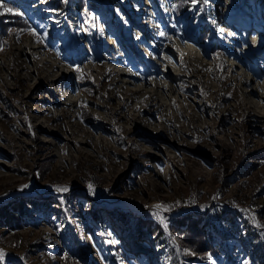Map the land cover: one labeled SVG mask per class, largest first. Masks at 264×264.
<instances>
[{
    "label": "rangeland",
    "instance_id": "rangeland-1",
    "mask_svg": "<svg viewBox=\"0 0 264 264\" xmlns=\"http://www.w3.org/2000/svg\"><path fill=\"white\" fill-rule=\"evenodd\" d=\"M167 1L0 0V264H264V0Z\"/></svg>",
    "mask_w": 264,
    "mask_h": 264
},
{
    "label": "bare ground",
    "instance_id": "bare-ground-1",
    "mask_svg": "<svg viewBox=\"0 0 264 264\" xmlns=\"http://www.w3.org/2000/svg\"><path fill=\"white\" fill-rule=\"evenodd\" d=\"M170 1V0H169ZM48 2V0H40V3H39V5H43V4H46ZM161 2H163V4H164V6H166V4H167V0H161ZM233 2H228L227 4H228V6H230L231 7V4H232ZM232 5H234V4H232ZM50 8V7H49ZM231 8H235L234 6H232ZM141 10L143 9L144 11H145V7L144 8H140ZM232 11V10H231ZM141 12V11H140ZM142 13V12H141ZM232 13V12H231ZM144 14V13H143ZM143 14H141V16H143ZM146 16H148V14L146 15ZM147 18H150L149 16L147 17ZM138 20V23H142V24H145V25H147L148 24V22H146V18L144 17L143 19L142 18H138L137 19ZM142 21V22H141ZM136 22V21H135ZM133 23H134V21H133ZM150 24H151V21L149 22ZM264 23V22H263ZM46 25V24H45ZM43 25V28H44V32H46L48 35L51 33V32H49L50 30L52 31V28H51V26H49V25ZM137 25H139V27L141 26V24H137ZM153 26L155 27L154 29L156 30V31H158V30H161V28H162V26H155L154 24H153ZM258 26V25H257ZM177 27V26H176ZM159 28V29H158ZM250 29H252V27L251 28H249V31H250ZM152 30V29H151ZM256 30V29H255ZM246 31V30H245ZM142 33V32H141ZM158 33H160V31L158 32ZM126 34V33H125ZM137 34H140V33H135V35H134V37H133V40H131V42L133 41L134 43H136V39L137 40H139L140 38H138V36L139 35H137ZM186 34H188V33H186ZM145 35V33H143V36ZM155 37H156V35L155 34H153ZM260 35V38H257L258 39V42H256V44H255V46H254V48H253V50H251V51H249L248 52V54L249 55H257V56H259V57H264V32L263 33H261V34H259ZM143 36H142V38H143ZM189 37H191L190 35H189ZM156 38H158V36L156 37ZM126 40H125V42L126 41H128V39L127 38H125ZM192 39V38H191ZM148 40H142V42H143V45L142 44H140V45H138V48H137V55H141V56H143L144 57V61H146L147 63H151V64H149V65H151V67H153L156 71H155V73L158 71V69L157 68H159L156 64H154V58H153V51L151 52V48H150V46L148 47V45L147 44H145L146 42H147ZM178 41L181 43L180 45L182 46V49H183V51H184V53H186V55H187V57L189 58V63L191 64V66H189V69L188 70H186L185 68H184V65H182L181 63L180 64H178V66H176V67H173V68H171L173 71H175V74L174 75H176V74H179L180 72H183L184 73V70H185V72H188L189 73V75L191 74V76H193V74H194V67L192 66L194 63H195V61H197L198 59H197V57H198V55H199V52H200V50L197 48V47H195V44L193 43V40L192 41H190V42H187V41H185L180 35H179V39H178ZM138 43V42H137ZM149 43H151V42H149ZM173 43H175V42H173ZM59 45V47H60V49L61 50H63V46L62 45H60V44H58ZM58 47V46H57ZM135 47H137V44L135 45ZM139 48H140V50H139ZM200 48V47H199ZM135 49V48H134ZM136 52V51H135ZM146 52V53H145ZM166 52H168V50H166ZM169 54H167L168 56L167 57H169L168 58V60H170L171 62H172V64L174 63L175 64V62L177 61V59H175L173 56H170V52H168ZM121 55H123L122 53H121ZM135 58H136V56H135ZM118 60V59H117ZM116 60V61H117ZM115 61V62H116ZM46 62H49V64H48V69H51L52 71H54V66H56L57 64H55V63H53V62H51V60L49 61H46V59L44 60V64L46 63ZM177 63V62H176ZM246 63V61H242L241 60V64L242 65H244ZM246 65H247V63H246ZM116 67H118L117 65H115ZM60 67V72H59V74H61V76L62 75H64L65 73L63 72L64 70H65V67H63V66H59ZM168 68V67H167ZM168 69H170V68H168ZM206 70L207 72H209V69L206 67V65L205 64H203V70ZM260 69V70H259ZM259 69H256V70H253V71H251L252 69L249 67V66H247V70H250L251 72L249 73V75L251 76V80H254V77H258V75L259 74H263L264 75V67H259ZM117 70H119L118 71V77H121V78H129V80L131 81V82H133V83H131V84H133V86L135 87V91L136 92H139V91H141L140 90V87H141V84H142V86H145V87H147L148 89V93H147V98H150V97H153V96H155V95H158L160 92H161V90L162 89H166V90H183L184 89V87L182 86V85H178V84H174V82H172V79L170 78L171 76H170V73L168 72V71H163V73H164V77H166V79H169L170 80V82H166V83H164V82H162V81H158V80H155L153 77L152 78H150V79H148V80H146V78L144 79V77H138L137 76V74H134V72H133V74L131 73V72H127V70H125L123 67H120L119 69H117ZM180 70V71H179ZM62 71V72H61ZM205 71V72H206ZM58 73H55V75L57 76V75H59ZM154 75V74H153ZM54 76V75H53ZM60 77V76H59ZM58 77V78H59ZM57 78V79H58ZM255 78V79H256ZM247 79L248 78H245V83H247L248 81H247ZM119 80V79H118ZM123 81L125 82V80L124 79H121L120 81H119V83L121 84V83H123ZM139 85V86H138ZM177 88V89H176ZM55 90H51L50 92H54ZM252 93H256V91H252ZM251 93V94H252ZM81 90L78 88V87H76L75 89H73V90H71V95H68V96H66L67 97V100H68V104L69 103H79L80 102V99H81ZM171 102V101H170ZM161 105V104H160ZM258 107V106H257ZM55 108L53 107L51 110L52 111H54L55 112V110H54ZM149 126H153V124H148ZM159 126H161V125H155V129H160L159 128ZM154 129V128H153ZM45 135V134H44ZM45 137H46V135H45ZM152 144V143H151ZM25 191H28V190H25ZM92 202H90V201H88V205H90ZM86 208V207H85ZM109 224H111V225H113L114 224V221L111 219L110 220V223ZM98 260H100V259H98Z\"/></svg>",
    "mask_w": 264,
    "mask_h": 264
},
{
    "label": "snow or ice",
    "instance_id": "snow-or-ice-1",
    "mask_svg": "<svg viewBox=\"0 0 264 264\" xmlns=\"http://www.w3.org/2000/svg\"><path fill=\"white\" fill-rule=\"evenodd\" d=\"M192 2L195 4L197 2V0H192ZM204 3H207V0H204ZM0 8H3L4 13L13 12L12 8L4 6L3 3H0ZM17 15H18V13H17ZM33 34H34V30H33ZM22 187L26 188V187H28V185H23ZM58 191H67V188H59ZM152 207H154L156 209H166V206L161 205V204H156V205H153ZM209 258H211V257H209ZM244 264H248V262L244 261Z\"/></svg>",
    "mask_w": 264,
    "mask_h": 264
},
{
    "label": "trees",
    "instance_id": "trees-1",
    "mask_svg": "<svg viewBox=\"0 0 264 264\" xmlns=\"http://www.w3.org/2000/svg\"><path fill=\"white\" fill-rule=\"evenodd\" d=\"M7 3L11 5V2H7ZM205 247H206V245H204V249H203V250H205V249H206Z\"/></svg>",
    "mask_w": 264,
    "mask_h": 264
}]
</instances>
